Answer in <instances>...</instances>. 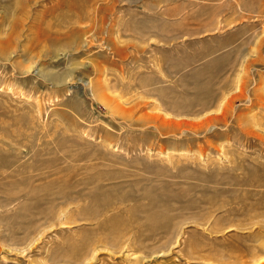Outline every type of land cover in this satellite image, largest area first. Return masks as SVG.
Wrapping results in <instances>:
<instances>
[{
  "label": "rangeland",
  "instance_id": "374dc122",
  "mask_svg": "<svg viewBox=\"0 0 264 264\" xmlns=\"http://www.w3.org/2000/svg\"><path fill=\"white\" fill-rule=\"evenodd\" d=\"M13 1L0 264H264V0Z\"/></svg>",
  "mask_w": 264,
  "mask_h": 264
},
{
  "label": "bare ground",
  "instance_id": "6f19581e",
  "mask_svg": "<svg viewBox=\"0 0 264 264\" xmlns=\"http://www.w3.org/2000/svg\"><path fill=\"white\" fill-rule=\"evenodd\" d=\"M13 3H14V6H15V8L16 9H19V10H22L23 9V7H24V5H23V0H14L13 1ZM6 43V42H5ZM4 43V41L2 42H0V46L3 48V44H5ZM3 45V46H2ZM1 49V48H0ZM5 49V48H4ZM2 51H4V50H2ZM2 51H0V52H2ZM3 54V53H2ZM242 95V94H241ZM237 98H239V97H237ZM230 99H233V96L230 98ZM230 101H228V103H229ZM210 106H203L202 108H204V109H201L202 110V112H204L205 110H209L210 108H209ZM227 109V105H223V106H220L217 110H219V111H216V112H218L220 115H221V117H222V115H223V113H224V111ZM210 112V111H209ZM212 112V111H211ZM227 112V111H226ZM218 113H216V114H218ZM179 115V114H178ZM214 116H216V117H214ZM214 116H212V117H210V118H208V120H207V122L205 123V127H210L211 125H213V120L214 119H220L217 115H214ZM226 117V116H225ZM207 118V117H206ZM225 121V120H224ZM173 124V123H172ZM165 126H169L168 125V123H165L164 124ZM174 125V124H173ZM176 126L180 129V128H182V127H187V128H189L190 130H194V126L192 125V124H189V123H185V122H183V123H177L176 124ZM167 128V127H166ZM125 229V228H124ZM89 241V240H88Z\"/></svg>",
  "mask_w": 264,
  "mask_h": 264
}]
</instances>
